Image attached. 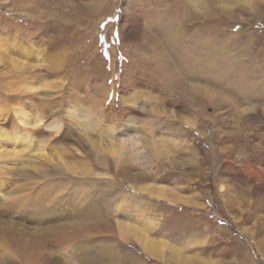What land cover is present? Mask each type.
Masks as SVG:
<instances>
[{"label": "rangeland", "instance_id": "1", "mask_svg": "<svg viewBox=\"0 0 264 264\" xmlns=\"http://www.w3.org/2000/svg\"><path fill=\"white\" fill-rule=\"evenodd\" d=\"M186 1L0 0V130L19 152L0 138V264H24L46 241L65 264L112 249L107 263L127 251L128 264H264V0H201L183 38L206 64L199 79L179 72L175 91L151 51L167 38L161 15L180 16ZM238 84L259 90L246 98ZM20 112H36L37 126ZM46 192L44 210L29 207ZM85 213L109 216L110 233L68 229ZM66 231L61 252L54 237ZM142 242H161V257Z\"/></svg>", "mask_w": 264, "mask_h": 264}, {"label": "bare ground", "instance_id": "2", "mask_svg": "<svg viewBox=\"0 0 264 264\" xmlns=\"http://www.w3.org/2000/svg\"><path fill=\"white\" fill-rule=\"evenodd\" d=\"M189 2V3H188ZM200 2H201V0H187L185 3H184V9H183V13H180V12H178V14L180 15V16H177L176 18H170V15L169 14H167L166 16L163 14V15H161V17H162V19H161V21L159 20L160 19V16H158V17H156V16H153L150 20H152V21H156V20H158V21H160V22H163V21H165V20H167V19H169V23L167 24V26L165 27L166 29L164 30V31H166L167 32V38H166V41L164 42V43H161L160 44V46H157L156 45V42H154V40H151L153 43H154V45H156L157 47H154V49H153V51H151L152 52V58L154 59V65H155V68H158V69H160V71L162 72V76H165V86L167 87V88H173L175 91L177 90V88H178V84L179 83H181V79H183L182 78V76H181V73H179V72H182L184 75L183 76H191V77H194L195 79H199V77H200V75H201V71L204 69V67H205V64L206 63H203V61L202 60H200L198 57H196V56H194V55H197V51L195 52V51H190V44L188 45V43H187V41L183 38V34L186 32L187 33V30L189 31L190 29H189V27L188 28H186L185 30H184V28L187 26V25H192L193 23H196L197 21H200L199 19H203V16L202 15H199V13L197 12V6L200 4ZM191 5H195V7H196V9L194 8V10L192 11V9H191V7H193V6H191ZM141 6V5H140ZM177 14V15H178ZM158 18V19H157ZM191 22H193V23H191ZM194 25V24H193ZM185 32H184V31ZM203 30V29H202ZM194 31V30H193ZM184 32V33H183ZM203 32V31H202ZM208 32H209V30H208ZM10 33V32H9ZM13 33V32H12ZM211 33V32H210ZM145 34V33H144ZM203 34V33H202ZM13 35V34H12ZM193 35H194V33H193ZM196 35H197V33H196ZM15 36V35H14ZM165 36V35H164ZM190 36H192L191 34H190ZM197 37V36H196ZM200 37V36H199ZM204 37V36H203ZM228 37V36H227ZM148 38H150V37H148ZM209 38V37H208ZM197 39H198V37H197ZM200 42L201 43H204V40H205V38H202V37H200ZM224 39V38H223ZM164 40V39H163ZM199 40V39H198ZM221 40V39H220ZM243 41V40H242ZM152 42H151V44H152ZM193 42V41H192ZM199 41H198V43H200ZM189 43H191V42H189ZM206 43V42H205ZM243 43H244V41H243ZM150 44V43H149ZM217 44H220V43H217ZM191 45H192V43H191ZM200 45V44H199ZM206 45V44H205ZM233 45V44H232ZM242 45H244V44H242ZM203 46H204V44H203ZM236 46V45H235ZM192 47H194V46H192ZM233 47V46H232ZM246 47V46H245ZM244 47V48H245ZM196 47H194V49H195ZM198 48V47H197ZM209 48V47H208ZM222 48V47H221ZM238 49V48H237ZM196 50V49H195ZM244 50V49H243ZM5 51H6V48H5ZM16 51V50H15ZM14 51V52H15ZM230 51V50H229ZM252 51V50H251ZM171 52L172 53H174V55H176V57L178 58L177 59V62H175L176 64L174 65V64H172L171 65V63H170V61H169V59H170V54H171ZM199 52H202V50L201 51H199ZM198 52V53H199ZM240 52V51H239ZM238 52V53H239ZM21 53H23L24 54V52H21ZM104 52H102L101 53V60H102V62H104V59H103V54ZM195 53V54H194ZM205 53V52H204ZM245 53V52H244ZM2 54V53H1ZM238 55V54H237ZM111 56H112V54H111ZM173 56V55H172ZM198 56V55H197ZM201 56V55H200ZM175 57V56H174ZM174 57H172V58H174ZM202 57V56H201ZM203 57H205V56H203ZM213 57V56H212ZM216 57V56H215ZM215 57H214V59H215ZM232 58V57H231ZM239 58V57H238ZM205 59V58H204ZM207 59V58H206ZM210 60H211V58H209ZM222 59H224V58H222ZM229 59V58H228ZM208 60V59H207ZM242 60V59H241ZM153 61V60H152ZM213 61V60H212ZM233 61V60H232ZM226 62V63H225ZM225 62H221V63H219L220 65H221V68H218L219 70H217L216 68H215V71H218L219 72V74L217 75V78H219L220 76H223V74L222 73H224V72H227L228 70H227V66L226 65H228V62L227 61H225ZM215 63V62H214ZM230 64V63H229ZM122 65V64H121ZM174 65V66H173ZM215 65V64H214ZM257 65V64H256ZM264 64H262L261 66H263ZM153 66V65H152ZM208 66H210V64L208 65ZM229 66V65H228ZM248 66V65H247ZM122 67V66H121ZM179 67V68H178ZM212 67V66H211ZM233 67V66H232ZM231 67V68H232ZM154 68V69H155ZM229 68V67H228ZM153 69V70H154ZM176 69V70H175ZM263 69V68H262ZM160 71H159V73H160ZM209 72L211 71V70H208ZM212 71H213V69H212ZM235 71H237V70H235ZM220 72H222V73H220ZM58 73V72H57ZM208 73V72H207ZM217 73V72H216ZM214 74V73H213ZM208 75H210L209 73H208ZM229 75V74H228ZM233 75V74H232ZM216 76V75H215ZM175 77H177V80H176V78ZM178 78H179V82H178ZM190 78V77H189ZM215 78V77H214ZM227 78H229V77H227ZM238 78V77H237ZM188 79V78H187ZM186 79V80H187ZM191 79V78H190ZM195 79H194V81H195ZM219 79H221V81L223 80V78L222 77H220ZM218 79V80H219ZM239 79V78H238ZM211 80H213V79H211ZM228 80V79H227ZM226 80V78H225V81H224V85L227 87V90L231 87V84L232 83H230L229 81H230V79H229V81H227ZM189 81V80H188ZM194 81H192V82H194ZM254 81V80H253ZM198 82V81H197ZM204 82V81H203ZM210 82V81H209ZM238 82H239V80H238ZM184 83V82H183ZM244 83H246V82H244ZM243 83V84H244ZM248 83V82H247ZM182 84V83H181ZM201 84V83H200ZM128 85V84H127ZM239 85V90L242 88V86H241V84H238ZM246 85V84H245ZM174 86V87H173ZM181 86H183V88L185 87V85L183 84V85H181ZM233 86H234V84H233ZM244 86V85H243ZM224 87V86H223ZM182 88V89H183ZM237 88V89H238ZM260 88V87H259ZM236 89V90H237ZM162 90V89H161ZM186 90V89H185ZM243 92H245V97L246 98H248L250 95H252L253 96V94H257V92H258V90L259 89H255V88H250V90L252 91V92H250L249 91V89H246V88H242L241 89ZM163 91V90H162ZM178 91V90H177ZM189 91V90H188ZM203 91H204V94H206V88L204 89L203 87H201V86H199V85H193L192 86V88H191V91H189V93L191 92V93H195V94H197V93H200V94H203ZM185 92V91H184ZM228 92V91H227ZM180 93V92H179ZM261 93L263 94L264 93V89L261 91ZM187 94V93H186ZM242 94V93H241ZM232 95H234V94H232ZM238 95V94H237ZM205 96V95H204ZM227 96V95H226ZM230 96H231V94H230ZM239 96V95H238ZM257 96V95H256ZM195 97V96H194ZM234 97H235V95H234ZM255 97V96H254ZM263 98H264V95L262 96ZM237 98V97H236ZM246 98H244V99H246ZM211 99V98H210ZM232 99H234V98H232ZM243 99V100H244ZM250 100H253V99H250ZM260 100V99H259ZM248 99H247V101L245 102V103H248ZM234 102V101H233ZM230 104V103H229ZM237 105L235 104V107H236ZM233 107V106H232ZM17 108H19V107H17ZM237 110V109H236ZM32 111V110H31ZM31 113V112H30ZM23 114V112H20L19 113V115L21 114V117L23 116V118L25 117L26 118V125L27 126H31V127H33V126H37V122H34V118H35V115H36V112H34L32 115L31 114ZM41 118V117H40ZM21 120V119H20ZM22 122V121H21ZM20 122V123H21ZM37 129V128H36ZM35 131V130H34ZM35 132H39V131H35ZM11 134V133H10ZM10 134H8V133H6V131H3V130H0V138L1 139H5L6 141H7V146L8 147H11V150H9L10 152H12V153H14V155L15 154H17V153H19L18 151H15V143H14V140L11 138V136H10ZM42 134V133H41ZM5 135V136H4ZM16 135H18V134H16ZM26 135V136H25ZM25 135L23 134H19V136H20V139H21V141L22 140H25L26 141V143H28L29 142V140H27L26 138L28 137L27 135V133H25ZM40 135V134H39ZM5 137V138H4ZM19 138V137H18ZM132 138H134V137H132ZM16 141V140H15ZM25 141H23V142H25ZM34 141V140H33ZM40 142V141H39ZM20 143V142H19ZM19 143H16L17 145L19 144ZM121 144H123V146H125V141L124 140H122L121 142H120ZM134 143V141L132 140V141H128V143H127V145H131V144H133ZM262 143V142H261ZM23 144V143H22ZM34 144V143H33ZM259 144V143H258ZM24 145V144H23ZM19 146V145H18ZM25 146H26V144H25ZM247 147V146H246ZM9 149V148H8ZM8 151V152H9ZM7 152V153H8ZM11 153V154H12ZM1 154V153H0ZM42 154V153H41ZM40 154V155H41ZM6 155V154H5ZM4 155V156H5ZM10 155V154H9ZM42 155H45V154H42ZM41 155V156H42ZM2 155H0V157H1ZM17 156V155H16ZM15 156V157H16ZM47 158V157H46ZM12 159V158H11ZM8 160V159H7ZM105 164V163H104ZM258 173V172H257ZM257 173H255V174H257ZM37 175V174H36ZM36 175H30L31 177L30 178H32V179H34V181L35 182H32V185H30V190H32V189H34V187L37 185V184H39V182H40V178L39 177H37ZM42 175V174H41ZM260 176V175H259ZM44 178H46V179H48V178H50V177H52V178H54L52 175H47L46 177L45 176H43ZM7 183V182H6ZM141 191H144L145 193H149V194H151L152 196H155V197H157V198H160V197H164V192H163V190L164 189H158V190H155V193L154 192H151V189H149V188H145V187H143V188H141V187H138ZM222 188H223V186H222ZM52 190H54V189H52ZM56 191V190H55ZM54 191V192H55ZM81 191V190H80ZM83 191V190H82ZM42 193V192H41ZM83 193V192H82ZM2 194V193H1ZM51 194V193H50ZM60 194V193H59ZM81 194V193H80ZM84 195H86V194H82V196L80 197V200H83V198H85V196ZM49 194L46 192L45 194H42L40 197H42L41 199H40V201H39V203H35V200H37V198H38V196H34V197H31V196H29L30 197V199H29V202H28V204H29V207L30 208H32V209H37V211H41V209H43V207H45L46 205H48L49 204ZM58 196V195H57ZM51 197H52V195L50 196V199H51ZM68 197H72L71 195H69ZM182 199V198H181ZM183 201H186V200H183ZM182 201V202H183ZM41 202V203H40ZM80 203V202H79ZM82 204V203H81ZM18 205V204H17ZM16 205V206H17ZM50 206V205H49ZM51 207V206H50ZM96 207H97V205H96ZM75 208V207H74ZM44 210V209H43ZM92 210H93V208H92ZM32 211V210H31ZM6 212V211H5ZM34 212V211H33ZM43 212H46V214L47 213H51L52 214V216L53 217H55L53 220H56V219H58L56 216H55V212H53V210H50L49 209V211H43ZM43 212H41V213H43ZM91 212V211H90ZM101 212V211H100ZM78 212H73V213H70V216H78V215H80L79 213L77 214ZM99 213V212H98ZM104 213V212H103ZM107 213V212H106ZM45 214V213H44ZM87 213H85L84 214V216H83V218H81V219H83V221H82V223H81V225L80 224H78V223H74V224H72V225H69V227H68V229H71V228H73V226H76L77 228L80 226L81 227V229H82V231L83 232H87V233H89V234H92L93 233V235H96V234H103V235H106L107 233L109 234L110 233V231H111V224H110V219H109V216H106L105 214H104V216H103V214H101V216H98V215H96V216H94V218H91V219H87V215H86ZM108 214V213H107ZM92 215V214H91ZM100 215V214H99ZM43 216H45V215H43ZM51 216V217H52ZM82 217V216H81ZM31 218H32V216H31ZM47 219L48 218H46L45 220L43 219V218H41L40 217V220L41 221H47ZM80 219V220H81ZM23 220V219H22ZM38 222H39V218H37L36 219ZM52 220V221H53ZM79 220V221H80ZM76 220H74L73 222H75ZM40 223V222H39ZM60 223V222H59ZM63 223V222H62ZM34 224H36V223H34ZM51 224V223H50ZM54 224H56V223H54ZM71 224V223H70ZM53 225V224H52ZM67 225V224H66ZM37 226V225H36ZM54 227V226H53ZM60 227V226H59ZM66 227V226H65ZM65 227H61V229H64ZM67 228V227H66ZM127 228V227H126ZM57 229V228H56ZM125 230V229H124ZM35 231V230H34ZM38 232H39V230H38ZM54 232V231H53ZM56 233V232H55ZM106 233V234H105ZM112 233V232H111ZM134 233V232H133ZM36 234V233H35ZM39 234V233H38ZM124 234H125V236L126 237H129V235H132L131 234V229L129 228H127V230L126 231H124ZM40 237V234L39 235H36V237ZM68 237L70 238V234H69V232H65L64 234H61V233H56L55 234V237H54V239H55V242L56 243H58V245H59V247H62L63 246V250H60L61 252L62 251H65V246H66V248L68 249V247L69 246H67V244L69 243V241H70V239H68ZM73 237V236H72ZM101 237V236H100ZM71 240H73L72 238H71ZM30 241V240H29ZM40 242V241H39ZM47 242V241H46ZM46 242H42V243H40V245H39V247L37 248V247H35V248H33V250H31V253L29 254V255H27V258H24V264H65V261L64 260H62V259H60L59 257H57L53 252H52V250L50 251V250H48V247H47V245H46ZM33 242L31 241V243L30 244H32ZM72 243V242H71ZM140 243V242H139ZM25 244V243H24ZM28 244V243H27ZM158 244H162L161 242H149V243H141V245H142V247L144 248V250L146 251V253L147 254H149L151 257H154V258H156V257H161L160 256V253H161V251H162V246H159ZM71 245V244H70ZM32 246V245H31ZM57 248V247H56ZM50 249V248H49ZM89 249V248H88ZM124 250V249H123ZM59 251V252H60ZM112 251H114V249H112V250H109L108 252H102V253H100V257H97V258H95V257H93L91 254L92 253H90V251H88L87 250V252H84L85 254L84 255H82V258H84L83 259V263L84 264H128L129 262H135V259L133 258V257H131V256H129V254H128V252L126 251V254L124 255L123 254V256H119L118 257V261L117 262H109V263H107L106 262V259H108V260H112V258H111V255H110V253H112ZM118 253V252H117ZM28 254V253H27ZM82 254V253H81ZM119 254V253H118ZM25 256V255H24ZM95 258V259H94ZM99 258V259H98ZM110 258V259H109ZM21 263H23V262H21Z\"/></svg>", "mask_w": 264, "mask_h": 264}]
</instances>
